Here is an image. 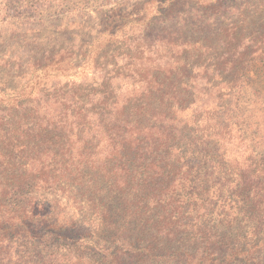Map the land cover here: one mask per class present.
Masks as SVG:
<instances>
[{
  "label": "trees",
  "instance_id": "obj_1",
  "mask_svg": "<svg viewBox=\"0 0 264 264\" xmlns=\"http://www.w3.org/2000/svg\"><path fill=\"white\" fill-rule=\"evenodd\" d=\"M140 10L0 35V264H264V3Z\"/></svg>",
  "mask_w": 264,
  "mask_h": 264
},
{
  "label": "rangeland",
  "instance_id": "obj_2",
  "mask_svg": "<svg viewBox=\"0 0 264 264\" xmlns=\"http://www.w3.org/2000/svg\"><path fill=\"white\" fill-rule=\"evenodd\" d=\"M179 0H0V35L8 34L13 30L8 25L9 20L16 22L36 21L45 25L40 35L52 36L60 35L59 32H66L64 29L70 27L66 32L68 35L76 36L87 33L85 27L73 25L72 22H87L91 28L98 34L103 26L102 21H108L111 18L131 17L135 15L142 16L143 7L152 5H164L165 3L178 2ZM182 1V0H181ZM192 4L201 5L202 1L208 0H190ZM264 3V0H259ZM157 12L146 13L145 16ZM61 20L62 27L52 26V22ZM4 22V23H3ZM88 24H85L88 26ZM87 28V27H86ZM103 29V28H102ZM41 30V28H40ZM93 32V33H94Z\"/></svg>",
  "mask_w": 264,
  "mask_h": 264
}]
</instances>
